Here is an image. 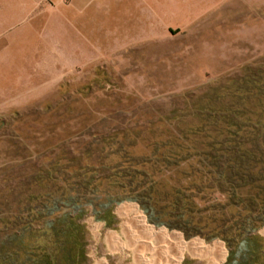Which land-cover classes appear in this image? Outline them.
Listing matches in <instances>:
<instances>
[{"label":"rangeland","instance_id":"obj_1","mask_svg":"<svg viewBox=\"0 0 264 264\" xmlns=\"http://www.w3.org/2000/svg\"><path fill=\"white\" fill-rule=\"evenodd\" d=\"M189 1L155 38L91 67L58 29L0 22V264H167L108 245V233L126 242L125 204L185 242L220 244V264L264 221V160L212 149L264 128V0Z\"/></svg>","mask_w":264,"mask_h":264},{"label":"crops","instance_id":"obj_2","mask_svg":"<svg viewBox=\"0 0 264 264\" xmlns=\"http://www.w3.org/2000/svg\"><path fill=\"white\" fill-rule=\"evenodd\" d=\"M182 1L184 2L183 4L190 2L189 0ZM178 6L179 0H0V22L30 19L33 22L31 24L33 34L34 31L39 34L37 30H41L42 35H48V32L51 33L53 30L58 29L62 35L64 32V34L74 37L75 52L80 56V65L91 67L102 54L121 53L132 45H139L144 41L146 42L147 39L152 40L155 38L157 33H161L163 21L171 19L170 14L172 12H179ZM25 14L27 17L24 16ZM30 14H34V16L28 17ZM40 21L43 23L39 29L38 22ZM3 35V31L0 29V37ZM7 35L15 38L19 36V32L12 30ZM13 42L16 43L17 40L11 41V43ZM120 208L117 214L122 219L123 231H121L126 242L121 241L114 233L106 235V242L111 248L124 249L128 245L134 253L141 252L139 249L145 244L143 243L141 246L138 244L145 242L147 235L142 230L144 228L136 223L132 214L126 213L128 209H135L136 211L138 209L135 205L130 204L122 205ZM142 217L145 226L150 231L157 233L163 231L165 234L164 237H160L159 233L157 238L153 236L154 239H152L151 243L152 246H155L154 250L146 251L151 256L143 258L146 261L157 260L159 262L162 261V263L175 264L173 259L176 256V249L173 245L177 243V240L181 245H187L188 242H191H185L182 236L176 232L169 233L164 228H155L147 223L144 215ZM175 234L179 235L180 238ZM173 236L177 239L173 238ZM184 242L187 244H184ZM213 248L214 245L212 248H205L204 250L211 251ZM185 253L193 257H206L196 256L188 250L181 249L179 251L181 260H183ZM221 253L222 258L218 264L225 259V257L223 259V252ZM161 256L164 258L163 260ZM172 256L173 259L171 258ZM143 258L141 256V259ZM179 260L176 264L180 263L181 260ZM208 261V264H210V258Z\"/></svg>","mask_w":264,"mask_h":264},{"label":"trees","instance_id":"obj_3","mask_svg":"<svg viewBox=\"0 0 264 264\" xmlns=\"http://www.w3.org/2000/svg\"><path fill=\"white\" fill-rule=\"evenodd\" d=\"M222 136V135H221ZM223 138L222 143H215L213 145V150L217 153V155L220 158H224L225 161L231 162V160H238L242 161L246 158H254L259 159L261 161L264 160V149H261V145H264V128H258V129H251L249 132H236L231 133L227 132L225 137ZM255 142L256 146L254 148L252 147L251 143ZM222 146L219 149H214V146ZM234 144V145H230ZM213 158L217 156H212ZM259 157V158H258ZM250 160V159H249ZM248 160V161H249ZM255 162V161H254ZM258 164L257 162H255ZM262 163V162H260ZM255 165V164H254ZM254 166L249 164L247 168L241 167L243 172H252ZM264 182V178H257L254 182ZM251 202L258 203L257 196L251 199ZM260 208H264V200L259 201ZM259 205V204H258ZM262 211V210H260ZM110 215V214H109ZM150 223L160 226L156 223H153V221L149 220ZM264 227V221H260L255 226L251 227H244L243 233H241L240 238L241 242L238 247H236L234 250L228 246V256L226 259V262L224 264H255L256 260V253L259 251L262 253L264 249V240L257 234V231ZM170 228V227H169ZM192 233H185L186 239L192 237ZM253 241H255L258 245L256 249L254 248V245L252 246ZM15 243H8L5 244L6 250L4 251L7 255H12V253L15 251ZM1 253V252H0ZM227 253V252H226ZM10 264V261L8 262Z\"/></svg>","mask_w":264,"mask_h":264},{"label":"bare ground","instance_id":"obj_4","mask_svg":"<svg viewBox=\"0 0 264 264\" xmlns=\"http://www.w3.org/2000/svg\"><path fill=\"white\" fill-rule=\"evenodd\" d=\"M121 209V208H120ZM126 211V210H125ZM126 213L127 214H132V216H133V218L136 220V223L138 224V225H140V227H142V228H144V229H142V230H144V233H145V235H147V237H146V240H145V242L143 241V242H141V243H144L145 245H143V246H141L140 247V249H139V251H153L154 250V247L155 246H152V239H154V238H157V234L159 233L160 234V237H164L165 236V234L163 233V231H159L158 233L157 232H155V231H150L149 230V228L147 227V226H145V223L143 222V217L141 216V214H139V213H137V211L135 210V209H132V210H130V209H128L127 211H126ZM124 216V215H123ZM121 217H122V215H121ZM129 220V219H128ZM130 221V220H129ZM127 222V221H126ZM125 223V222H124ZM132 223V222H131ZM132 227H133V225H132ZM123 231V230H122ZM139 231V230H138ZM141 231V230H140ZM142 233V232H141ZM140 233V234H141ZM144 233H142V234H144ZM262 234H264V230H263V232H262ZM113 235V234H112ZM126 235V234H125ZM153 236H154V238H153ZM108 237H109V235H108ZM173 238H176V237H174L173 236ZM168 239V238H167ZM177 239V238H176ZM176 239H175V241H176ZM117 242V241H116ZM115 242V243H116ZM177 243L176 244H174L173 246H174V248L176 249V256H175V258L173 259V256L171 257L172 259H173V261H174V263L176 264L177 263V261L180 259V257H179V251L181 250V249H184V250H188L190 253H192L193 255H196V256H206V257H209L210 258V264H218L219 263V261L221 260V258H222V253H221V250H220V245L218 244V243H215L214 244V248L211 250V251H208V250H204V249H201L199 246H198V244H196V243H193V242H191V243H188L187 245H181V244H179V242H178V240L176 241ZM154 243V242H153ZM158 243V242H157ZM112 244V243H111ZM156 244V243H155ZM161 244V243H160ZM115 245H117V244H115ZM164 245V244H163ZM167 249V248H166ZM172 254V253H171ZM170 257V256H169ZM143 258V257H142ZM170 258V259H171ZM208 258V259H209Z\"/></svg>","mask_w":264,"mask_h":264}]
</instances>
